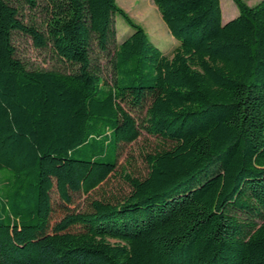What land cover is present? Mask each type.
I'll return each mask as SVG.
<instances>
[{
    "label": "trees",
    "instance_id": "1",
    "mask_svg": "<svg viewBox=\"0 0 264 264\" xmlns=\"http://www.w3.org/2000/svg\"><path fill=\"white\" fill-rule=\"evenodd\" d=\"M232 1L222 22L220 0H152L168 55L116 0H0V264H264V0ZM16 34L67 68H29ZM143 131L147 175L68 209Z\"/></svg>",
    "mask_w": 264,
    "mask_h": 264
},
{
    "label": "rangeland",
    "instance_id": "2",
    "mask_svg": "<svg viewBox=\"0 0 264 264\" xmlns=\"http://www.w3.org/2000/svg\"><path fill=\"white\" fill-rule=\"evenodd\" d=\"M245 1L248 5H253L259 0ZM116 3L136 24L140 25L145 30L153 43L164 54L170 55L172 53L178 41L170 35L152 0H116ZM220 8L222 22L238 14V9L232 0H220ZM21 13L25 22L35 18V21L40 23L43 17L38 11L33 14L26 6L21 8ZM113 24L116 28V43H119L129 32H132V29L117 13L113 17ZM14 45L18 56L29 68L62 70L67 68V66L59 61L52 52L35 48L32 41L23 35L16 34L14 36ZM101 61L102 64L106 63L104 59ZM162 143L163 142L158 138L143 131L135 142L121 147L116 169L111 176L89 195H74L71 199V203L68 205V209L73 211H84L88 208L89 202L92 199L109 201L120 200L130 191L124 179L125 175L139 178L145 177L149 170L145 156L147 154H154L156 150L160 149ZM59 194L60 190L53 191V200L57 206V217H59L62 214L61 211L64 210L62 199H60Z\"/></svg>",
    "mask_w": 264,
    "mask_h": 264
}]
</instances>
